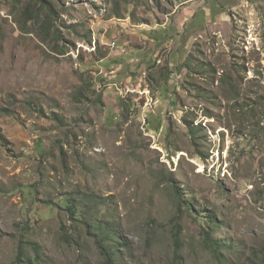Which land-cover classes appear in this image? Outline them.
I'll return each mask as SVG.
<instances>
[{
  "label": "rangeland",
  "instance_id": "rangeland-1",
  "mask_svg": "<svg viewBox=\"0 0 264 264\" xmlns=\"http://www.w3.org/2000/svg\"><path fill=\"white\" fill-rule=\"evenodd\" d=\"M0 264H264V0H0Z\"/></svg>",
  "mask_w": 264,
  "mask_h": 264
},
{
  "label": "trees",
  "instance_id": "trees-1",
  "mask_svg": "<svg viewBox=\"0 0 264 264\" xmlns=\"http://www.w3.org/2000/svg\"><path fill=\"white\" fill-rule=\"evenodd\" d=\"M175 236H176V240H178V237H177L178 236V233H177V231L175 232ZM178 246H179V244H177V248H179Z\"/></svg>",
  "mask_w": 264,
  "mask_h": 264
}]
</instances>
